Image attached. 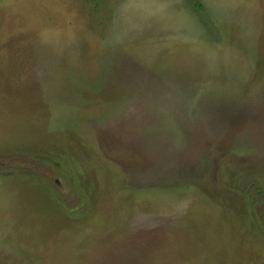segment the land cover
Segmentation results:
<instances>
[{"label":"rangeland","instance_id":"rangeland-1","mask_svg":"<svg viewBox=\"0 0 264 264\" xmlns=\"http://www.w3.org/2000/svg\"><path fill=\"white\" fill-rule=\"evenodd\" d=\"M0 0V264H264V0Z\"/></svg>","mask_w":264,"mask_h":264},{"label":"trees","instance_id":"trees-1","mask_svg":"<svg viewBox=\"0 0 264 264\" xmlns=\"http://www.w3.org/2000/svg\"><path fill=\"white\" fill-rule=\"evenodd\" d=\"M193 6L197 11H201L203 9L202 4L198 0H192Z\"/></svg>","mask_w":264,"mask_h":264}]
</instances>
